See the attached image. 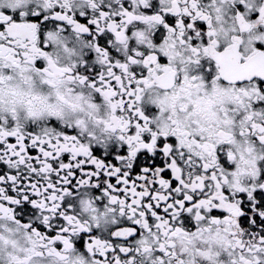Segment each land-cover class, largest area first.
I'll return each instance as SVG.
<instances>
[{
    "label": "snow or ice",
    "instance_id": "1",
    "mask_svg": "<svg viewBox=\"0 0 264 264\" xmlns=\"http://www.w3.org/2000/svg\"><path fill=\"white\" fill-rule=\"evenodd\" d=\"M0 264H264V0H0Z\"/></svg>",
    "mask_w": 264,
    "mask_h": 264
}]
</instances>
